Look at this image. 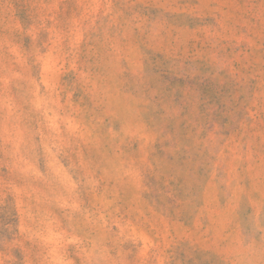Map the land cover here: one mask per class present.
Segmentation results:
<instances>
[{
    "label": "rangeland",
    "instance_id": "374dc122",
    "mask_svg": "<svg viewBox=\"0 0 264 264\" xmlns=\"http://www.w3.org/2000/svg\"><path fill=\"white\" fill-rule=\"evenodd\" d=\"M0 264H264V0H0Z\"/></svg>",
    "mask_w": 264,
    "mask_h": 264
}]
</instances>
